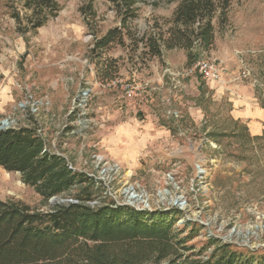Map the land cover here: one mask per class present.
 <instances>
[{"label": "rangeland", "instance_id": "rangeland-1", "mask_svg": "<svg viewBox=\"0 0 264 264\" xmlns=\"http://www.w3.org/2000/svg\"><path fill=\"white\" fill-rule=\"evenodd\" d=\"M57 1L59 14L23 35L26 23L19 28L14 17H25L24 0H0V129L4 123L27 126L34 117L51 150L77 171L96 175L97 156L117 162L122 176L112 183L114 196L133 183L152 207L171 174L186 196L190 223L201 230L193 245L201 248L217 239L264 254V229L248 233L264 223V131L254 135L237 117L246 110L264 114V0H233L227 22L214 21V47L200 60H217V81L203 79L198 71L189 74L196 64L188 67L182 50L150 59L142 46L135 49L126 39L130 47L96 51L93 32L100 38L120 26L112 5L95 0L97 18L87 22L81 13L84 0ZM176 7L169 0H144L131 31L138 37L158 32L157 25L164 29ZM114 61L115 80L139 87L143 95L129 99L123 87L103 82L99 68ZM167 69L180 76H166ZM238 100L248 103L236 106ZM149 131L155 137L146 136ZM136 145L139 152L130 153ZM198 165L206 170L204 178L197 175ZM81 189L45 202L21 174L0 167L3 201L48 210ZM93 190L98 202L115 201L101 185L95 183ZM171 202L162 211L170 210ZM176 227L184 224L178 221Z\"/></svg>", "mask_w": 264, "mask_h": 264}, {"label": "trees", "instance_id": "trees-1", "mask_svg": "<svg viewBox=\"0 0 264 264\" xmlns=\"http://www.w3.org/2000/svg\"><path fill=\"white\" fill-rule=\"evenodd\" d=\"M107 1L120 18V26L100 38L93 32L94 50L134 44L135 49L142 46L150 59L182 50L188 67L212 50L214 21L225 24L233 2L169 0L177 7L166 27L157 25L158 32L153 29L137 37L130 24L139 17L144 0ZM23 9L25 17L14 18L19 28L26 23L21 32L26 35L44 27L61 7L57 0H24ZM81 13L87 22L95 20V0H84ZM115 64L99 68L103 82L115 80ZM29 120L27 126L0 129V167L21 174L22 182L45 202L63 198L76 187L82 189L69 198L72 201L58 202L48 210L0 200V264H264V254L217 239L197 248L192 243L201 230L190 222L177 228L179 210L144 212L111 199L98 202L95 182L75 170L64 155L53 152L39 122L34 117Z\"/></svg>", "mask_w": 264, "mask_h": 264}, {"label": "built area", "instance_id": "built-area-1", "mask_svg": "<svg viewBox=\"0 0 264 264\" xmlns=\"http://www.w3.org/2000/svg\"><path fill=\"white\" fill-rule=\"evenodd\" d=\"M196 71H198L199 75L207 81H217L219 78V64L217 60L212 56H207L199 60L196 63L195 67L189 70L188 73L192 74ZM167 75H172L175 77L180 76L179 73L175 75L169 69L166 70V76ZM108 86L123 87L125 94L129 99H136L143 95V91L141 92V89L139 87L120 80L111 81L110 83H108ZM96 171V175L87 176L98 185L104 187L106 189V195H109L111 198H113L116 204L130 206L139 211L154 212L164 210L165 207L163 206L169 200H171L172 202L169 204L171 206L170 210L174 209L182 212V217L179 219V222H181L182 224L190 222L189 217L186 215L189 206L186 196L184 192L181 191L180 185L176 182L173 175H166L165 187L158 192L157 205L155 207H152L150 202L151 200L148 195L133 183L126 184L119 197H117L116 195L114 196V193L112 192V183L122 176V167L119 163L106 159L102 156H97ZM205 173L206 170L204 169V167L198 165L197 175L199 176V178H204ZM97 203L98 202H93L92 205H96ZM260 229H264V223L262 221L258 225L252 227L248 233H256L260 231ZM208 237H213V233L211 231L208 232Z\"/></svg>", "mask_w": 264, "mask_h": 264}, {"label": "crops", "instance_id": "crops-1", "mask_svg": "<svg viewBox=\"0 0 264 264\" xmlns=\"http://www.w3.org/2000/svg\"><path fill=\"white\" fill-rule=\"evenodd\" d=\"M246 103H248V101L238 100L236 103V106L242 105V107H243V105H245V106L247 105ZM239 111H237V112H239ZM237 117H238V119L245 120L246 122H248V126L250 127V130L254 135L259 136L263 133V131H264V114L261 111H255V112H253L252 110L251 111H249V110L241 111L240 113H237ZM145 135L146 136L148 135L150 138L155 137L154 132H150V131L146 132ZM144 138H146V137H144ZM136 146H137L136 148L134 146V151H132L130 153L136 154L139 152L140 146H138V145H136ZM119 158L123 161H126L125 157H123V156H120Z\"/></svg>", "mask_w": 264, "mask_h": 264}, {"label": "water", "instance_id": "water-1", "mask_svg": "<svg viewBox=\"0 0 264 264\" xmlns=\"http://www.w3.org/2000/svg\"><path fill=\"white\" fill-rule=\"evenodd\" d=\"M4 129H9L7 128V123H4V126L1 128V130H4Z\"/></svg>", "mask_w": 264, "mask_h": 264}]
</instances>
